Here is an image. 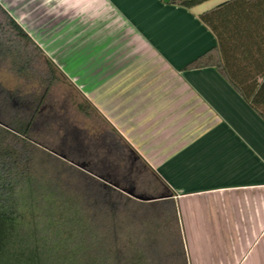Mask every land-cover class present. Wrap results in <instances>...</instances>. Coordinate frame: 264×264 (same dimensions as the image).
I'll return each mask as SVG.
<instances>
[{
  "label": "crops",
  "instance_id": "1",
  "mask_svg": "<svg viewBox=\"0 0 264 264\" xmlns=\"http://www.w3.org/2000/svg\"><path fill=\"white\" fill-rule=\"evenodd\" d=\"M165 0H0L174 192L189 264H264V118L214 67L199 16Z\"/></svg>",
  "mask_w": 264,
  "mask_h": 264
},
{
  "label": "trees",
  "instance_id": "2",
  "mask_svg": "<svg viewBox=\"0 0 264 264\" xmlns=\"http://www.w3.org/2000/svg\"><path fill=\"white\" fill-rule=\"evenodd\" d=\"M199 19L217 45L190 68L214 67L264 118V0ZM1 68L16 86L0 82V264H189L174 192L81 95L80 123L45 115L72 84L0 4Z\"/></svg>",
  "mask_w": 264,
  "mask_h": 264
},
{
  "label": "rangeland",
  "instance_id": "3",
  "mask_svg": "<svg viewBox=\"0 0 264 264\" xmlns=\"http://www.w3.org/2000/svg\"><path fill=\"white\" fill-rule=\"evenodd\" d=\"M0 82H2L8 90H13L16 86L14 75L8 72L6 68L0 69ZM74 98L81 99V96L69 83L61 82L50 91L44 111L45 115L54 113L61 117L62 120L67 118L71 123H80L82 118L74 110L71 104V101ZM49 141L50 143H53V134L52 136H49Z\"/></svg>",
  "mask_w": 264,
  "mask_h": 264
},
{
  "label": "water",
  "instance_id": "4",
  "mask_svg": "<svg viewBox=\"0 0 264 264\" xmlns=\"http://www.w3.org/2000/svg\"><path fill=\"white\" fill-rule=\"evenodd\" d=\"M166 2H168L169 0H165Z\"/></svg>",
  "mask_w": 264,
  "mask_h": 264
}]
</instances>
